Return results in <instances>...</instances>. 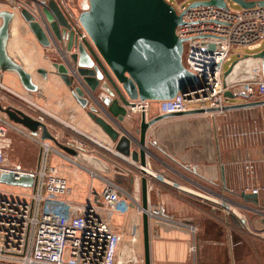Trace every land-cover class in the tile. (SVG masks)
I'll use <instances>...</instances> for the list:
<instances>
[{
	"label": "crops",
	"instance_id": "0c3cea01",
	"mask_svg": "<svg viewBox=\"0 0 264 264\" xmlns=\"http://www.w3.org/2000/svg\"><path fill=\"white\" fill-rule=\"evenodd\" d=\"M8 2L11 3L9 0ZM9 3L0 2V12L13 14L8 24L4 49L11 60L31 74L37 88L34 91L26 90L14 71L3 70L1 67L0 87L14 92H29L28 97L35 102H30L35 110L27 114L33 118L37 114L44 115V123L49 132L62 145L75 138L88 145V151L81 150L77 153L80 161L87 164L79 154L100 158L108 166V170H95L113 178L133 194L130 176L135 172L130 169L131 164L110 156L107 149L87 141L88 137L114 148V143L88 116L87 108L75 100L70 88L53 73L50 61L59 58L54 45L42 46L30 32L19 9ZM60 5L68 13L63 0H60ZM1 22L0 17V24ZM246 54L245 50H235L232 53L231 58L235 57L236 63L229 75L241 79L240 74L244 71L245 77H252V69L257 68L261 62L254 57H245ZM241 63L244 66L240 69ZM263 99L255 95H236L234 98L226 97V104ZM263 109L264 105H257L213 114L181 113L160 119L149 126L145 146L152 154H146L145 159L151 170L162 179L152 174H141L149 179L147 202L159 205L161 216L182 220L196 227L193 236L185 227L149 219L150 264H256L252 263L255 261L264 264V258L260 257L252 262L245 256L240 257V261L235 259L234 247L237 246L236 251L241 252V247L246 242L239 234L244 225L234 214L218 204L225 199L233 205L241 206L239 209L242 210L245 221L256 230H263ZM158 115L157 105L153 104L145 117L151 119ZM140 117L141 114H138L122 123L134 137H138L136 130ZM130 148L138 151V146L134 144ZM27 153L25 165L22 162L16 164L33 169L37 166L38 157L35 161L29 150ZM65 176L70 188H76V195L74 196L73 191L70 199L85 202L89 198L92 202L97 196L99 201L95 204H101L102 188L98 180L91 181L85 171L74 168ZM254 188L257 189L256 193H252ZM247 193L256 195V204L251 199L242 198L241 195ZM138 194L141 198L140 191ZM105 216L112 228L121 235L117 251L120 264H144L142 213L130 206L124 214L109 213ZM132 236H135L134 241ZM193 237L197 244L195 254L189 252ZM246 237L249 239V236ZM132 257L136 259L133 260Z\"/></svg>",
	"mask_w": 264,
	"mask_h": 264
},
{
	"label": "built area",
	"instance_id": "2783aa9c",
	"mask_svg": "<svg viewBox=\"0 0 264 264\" xmlns=\"http://www.w3.org/2000/svg\"><path fill=\"white\" fill-rule=\"evenodd\" d=\"M230 1L225 0L226 8L213 5L187 8L182 15V24L176 27V35L184 40L183 65L195 74L200 86L195 90L179 92L171 99L134 100L127 106L125 120H131L138 114H146L153 104L157 105L160 114L207 108H218L215 112H221V108L226 105V91L246 97L257 94L264 98V67L261 64L252 69V77L237 79L229 74L224 76L225 67L235 50H245L252 57V54L264 47V4L243 8L231 1L238 5L232 7ZM86 2L87 0H83L84 4ZM185 6L186 4L179 10ZM257 60L261 62L259 58ZM261 118L264 120V109ZM35 119L44 123L45 117L37 114ZM11 131L22 133L37 144L39 156L35 168L5 163V150L10 144L8 134ZM38 133L14 123L0 111V173L11 172L15 178L27 174L33 179L32 186L2 183L6 187H0V263L120 264L117 251L121 235L112 228L105 215L124 214L130 206L140 213L145 212L150 220L158 219L185 227L194 236L195 226L161 216L159 205L147 202L143 209L130 190L81 162L77 154L70 155L54 142L41 139L40 132ZM87 141L107 149L110 156L129 162L130 169L140 173L141 166L130 157L119 154L103 142H95L88 137ZM66 146L76 149L77 153L89 149L78 138L72 139ZM65 163L75 170L85 171L91 181H99L102 188L101 204L92 203L89 198L85 202L69 198L71 188L67 177L62 173ZM143 169V174H152L162 179L151 170L147 161ZM256 192L257 189H252V193ZM218 204L238 219L244 220L245 227L254 231V234L264 233V228L258 231L244 217L239 216L241 206L233 205L225 199ZM134 240L135 236H132V241ZM196 249L193 237L189 252L195 254Z\"/></svg>",
	"mask_w": 264,
	"mask_h": 264
},
{
	"label": "water",
	"instance_id": "95a60500",
	"mask_svg": "<svg viewBox=\"0 0 264 264\" xmlns=\"http://www.w3.org/2000/svg\"><path fill=\"white\" fill-rule=\"evenodd\" d=\"M231 1L243 8L264 4V0ZM0 2L9 3L8 0ZM9 4L19 9L30 32L42 46L54 45L59 58L50 61L53 73L70 88L75 100L87 108L91 120L114 143V150L139 163L140 173L145 172L146 154H152L145 146L149 126L176 114L164 113L146 119L142 113L136 130L138 137H134L122 125L127 106L137 99L166 100L179 92L198 88L197 77L183 65L184 40L176 35V27L182 24V15L187 8L209 5L226 8L225 0H192L181 10L167 0H87L74 21L61 7L60 0H11ZM12 15L7 11L0 12V67L14 71L22 86L34 91L37 87L31 74L11 60L4 49ZM251 56L259 58L264 67V47ZM235 63L236 60H233L229 64L224 76L232 71ZM236 95L230 91L224 93L228 98ZM257 105H264V99L226 104L221 110ZM218 110L195 109L182 114ZM0 111L30 132L39 131L41 139L54 142L70 155L77 154L76 149L59 143L45 123L24 111L10 105L4 106L1 100ZM132 144L138 146V151L130 148ZM79 157L94 169L108 170L105 162L98 157L86 154H79ZM139 174H132L130 181L134 199L139 202L141 199V206L145 209L147 179ZM0 182L32 186L33 179L27 174L15 178L9 172L0 173ZM241 196L257 203L254 194ZM240 222L245 226L244 220ZM142 238L143 262L150 264L149 219L145 212H142Z\"/></svg>",
	"mask_w": 264,
	"mask_h": 264
},
{
	"label": "rangeland",
	"instance_id": "374dc122",
	"mask_svg": "<svg viewBox=\"0 0 264 264\" xmlns=\"http://www.w3.org/2000/svg\"><path fill=\"white\" fill-rule=\"evenodd\" d=\"M82 1L83 0H63V3L66 5V10L68 11V13L70 12V14L73 16V18H76L78 13L83 9L82 8ZM171 3H173L175 5V7L179 10L180 7H182L183 5L189 3L191 0H167ZM230 4L232 7H238V5H234L232 4V2L230 1ZM70 7H72V9H70ZM242 58V57H241ZM239 58L240 60H243ZM235 59V57L231 58L229 63L226 65L225 70L227 69L228 65ZM239 61V60H238ZM245 63V62H244ZM244 63H241V68H243ZM241 78L245 77V72H241L240 74ZM23 90V89H22ZM29 92L27 91H9L7 89H5L4 87H0V100L2 102V104L4 106H13L15 108H18L26 113L31 112L33 113V111L35 110L34 106L32 105L33 100H30L28 97ZM255 97L259 95L254 94ZM253 95V96H254ZM35 103V102H33ZM39 111V110H37ZM53 126V125H52ZM8 138L10 140V144L9 147H7V149L5 150V163L10 165V164H14L17 162H22V164L25 165V161L27 159V151L29 150L32 153V157L35 159H37V157L39 156V148L37 146V144L31 140L29 137L25 136L22 133L19 132H15V131H11L8 134ZM32 158V159H33ZM32 162V160H30ZM27 162V161H26ZM72 166L69 164H64V168L62 170V173L64 175H66L67 173H71L72 172ZM0 187H6V185L0 183ZM73 191H74V196L76 195V188L73 190L71 188V194L73 196ZM93 203H97L99 201V199L96 198L93 200H91ZM238 213L240 214L239 216L242 218L243 217V212L242 210L238 211ZM239 234L241 235L242 238L246 239V242H244L242 245L243 247L246 248L247 252H244V248L241 247V252H237V246L234 247L235 249V259H237L238 261L241 260L240 257H244L248 258L249 261H255L256 257L257 260L258 258H264V233L260 234V235H256L254 234V231H250L249 228L245 227L243 229H240ZM246 236H249V239H247ZM253 236V237H252ZM254 238V239H253ZM257 241H256V240ZM252 263H257V261L252 262Z\"/></svg>",
	"mask_w": 264,
	"mask_h": 264
},
{
	"label": "flooded vegetation",
	"instance_id": "af4514ba",
	"mask_svg": "<svg viewBox=\"0 0 264 264\" xmlns=\"http://www.w3.org/2000/svg\"><path fill=\"white\" fill-rule=\"evenodd\" d=\"M68 14H70V13H68ZM71 15V14H70ZM71 17H73L72 15H71ZM73 20H74V18H72ZM75 21V20H74Z\"/></svg>",
	"mask_w": 264,
	"mask_h": 264
},
{
	"label": "bare ground",
	"instance_id": "6f19581e",
	"mask_svg": "<svg viewBox=\"0 0 264 264\" xmlns=\"http://www.w3.org/2000/svg\"><path fill=\"white\" fill-rule=\"evenodd\" d=\"M83 5H84V3H83Z\"/></svg>",
	"mask_w": 264,
	"mask_h": 264
}]
</instances>
